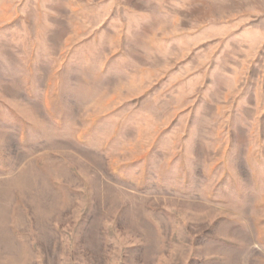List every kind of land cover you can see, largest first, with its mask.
<instances>
[{"label": "rangeland", "instance_id": "obj_1", "mask_svg": "<svg viewBox=\"0 0 264 264\" xmlns=\"http://www.w3.org/2000/svg\"><path fill=\"white\" fill-rule=\"evenodd\" d=\"M0 264H264V0H0Z\"/></svg>", "mask_w": 264, "mask_h": 264}]
</instances>
